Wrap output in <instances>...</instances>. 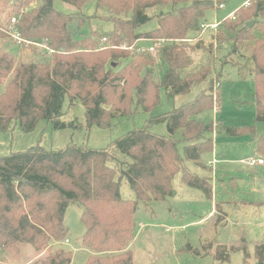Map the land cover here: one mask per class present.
Masks as SVG:
<instances>
[{"label": "trees", "instance_id": "16d2710c", "mask_svg": "<svg viewBox=\"0 0 264 264\" xmlns=\"http://www.w3.org/2000/svg\"><path fill=\"white\" fill-rule=\"evenodd\" d=\"M55 1L78 12H59ZM89 1L40 0L37 9L15 19L11 33L0 29V39L17 36L24 43L53 51H47L42 61L30 63H16L11 55L0 52V131H7L16 121L24 132H31L41 120L52 122L55 129H64L66 124L60 118L66 100L85 107L88 127L105 129L114 118L132 115L134 105L136 111L152 112L160 103L162 89L174 98L206 80L209 70L195 68L181 43L199 35L207 13L224 0H96L97 10L105 8L110 14L103 20L113 24L109 38L113 46L127 44L140 54L118 68L113 62L128 56L97 51L106 34L93 31L83 36L88 21L95 19L79 13ZM25 2L29 5L33 0ZM151 9H158L159 14L148 15ZM153 21L154 29L141 31ZM252 22L253 26L248 27ZM217 31V40L229 44L230 55L249 53V73L238 72L244 78L251 77L257 122L264 124V0H251L233 19L221 22ZM142 40L167 42L153 57L148 52L139 53L136 43ZM159 61L167 67L161 80L154 74ZM216 104L220 105L221 99L215 101L209 90L115 141L116 150L131 160L119 163V180L117 172L108 166L115 159L109 149L70 144L57 152L34 147L0 157V256L20 244L40 253L51 243L62 242L69 235L66 211L71 204H78L86 228L82 247L93 252L87 264H134L128 247L136 236L134 217L140 204L162 202L173 196V179L180 172L185 185L213 198L211 180L186 171L184 160L201 165L202 155L213 152V123L201 116L213 111ZM159 124L166 126V135L150 131ZM222 129L230 137L251 134L257 154L264 157V137L257 136L255 128ZM122 180L135 194V201L122 197ZM245 255L248 264L250 256ZM215 258L229 261L230 256L219 248ZM255 260L256 264H264V244L255 246ZM72 261L71 252L59 249L35 264Z\"/></svg>", "mask_w": 264, "mask_h": 264}, {"label": "rangeland", "instance_id": "374dc122", "mask_svg": "<svg viewBox=\"0 0 264 264\" xmlns=\"http://www.w3.org/2000/svg\"><path fill=\"white\" fill-rule=\"evenodd\" d=\"M249 1L224 0V9H219L220 4L215 5L214 10L207 13L203 24H224L233 19L229 18L231 14H235ZM40 4V0H33L29 5L25 0H0V29L11 33L15 19L33 12ZM54 7L64 14L78 12L60 1H55ZM157 10H149L148 15H158ZM79 13L85 17H95L82 30L83 36L88 37L93 31L107 35L99 42L97 51H113L128 56L125 60L113 62L115 68L140 56L127 44L113 46L109 39L113 24L103 20L110 14L105 8L97 10L96 0L87 2ZM155 27L153 21L141 31ZM216 35L219 36L218 31L207 30L204 34L191 36V42L185 40L181 43L195 68L209 70L206 80L195 84L189 92L169 98L166 90L162 89L160 103L152 112L136 111L134 105L132 115L114 118L110 127L105 129L88 127L85 107L81 103L71 105L66 100L60 118L66 128L55 129L52 122L41 120L33 131L26 133L19 122L13 121L7 131H0V157L22 153L34 147L57 152L70 144L87 149H109L115 159L110 160L108 166L117 172L116 179L119 180V163H130L131 160L116 150L115 141L133 130L143 128L150 119L189 104L210 90L215 101L221 99V104H216L213 111L204 113L201 118L213 123L214 150L202 155L201 165L184 160V166L186 171L211 180L213 198L209 199L200 190L185 185L183 174L178 173L172 183L173 196L162 202L139 205L134 217L136 236L128 249L134 264H245V252L250 256L248 264H256L255 246L264 244V167L252 166L250 161L264 160V157L258 156L251 134L230 137L222 127H253L257 136L264 137V124L257 122L255 89L251 77L247 75L244 78L238 72L249 73V53L230 55L229 44L218 41ZM139 42L136 43L137 47L147 49L151 46L150 41ZM47 51L53 53L45 46L24 43L17 36L0 39V52L11 55L16 63L42 61ZM152 55L156 57L157 54ZM110 64L111 61L107 64L108 68ZM166 71V65L159 61L155 77L161 80ZM2 91L0 89V94ZM150 131L157 135L167 134L164 124L154 125ZM180 137L178 134L177 138ZM179 151L184 158L183 145L179 146ZM120 190L125 200H136L125 180L121 181ZM81 215L82 208L78 204H71L65 214V225L69 229L66 239L51 243L40 253L29 245H16L1 254L0 264L40 263L59 249L72 253V264H87L93 252L82 247L86 228ZM219 248L230 256L229 261L215 258Z\"/></svg>", "mask_w": 264, "mask_h": 264}, {"label": "built area", "instance_id": "2783aa9c", "mask_svg": "<svg viewBox=\"0 0 264 264\" xmlns=\"http://www.w3.org/2000/svg\"><path fill=\"white\" fill-rule=\"evenodd\" d=\"M224 7H225L224 4H222V5L219 6V9H224ZM219 25H220V22H216V23H213V24H203L201 26V32H200V34L201 33L204 34L207 30H211L212 32H216ZM166 42L167 41H165V40H159L157 42H151V46L149 48H147V49L142 48V47H139V53L148 52L150 54H156L157 51H158V49L162 48L166 44ZM187 42L189 43V42H191V40H187ZM250 164L252 166L253 165L264 166V160L263 159H260V160H251L250 161Z\"/></svg>", "mask_w": 264, "mask_h": 264}, {"label": "crops", "instance_id": "0c3cea01", "mask_svg": "<svg viewBox=\"0 0 264 264\" xmlns=\"http://www.w3.org/2000/svg\"><path fill=\"white\" fill-rule=\"evenodd\" d=\"M250 2V1H249ZM249 2H247L246 4H248ZM234 16V14H231L230 16H229V18L230 17H233ZM140 43V42H139ZM139 46V45H138ZM259 156V155H258ZM210 163V162H209ZM260 167H264V166H260Z\"/></svg>", "mask_w": 264, "mask_h": 264}, {"label": "water", "instance_id": "95a60500", "mask_svg": "<svg viewBox=\"0 0 264 264\" xmlns=\"http://www.w3.org/2000/svg\"><path fill=\"white\" fill-rule=\"evenodd\" d=\"M253 24H254V22H252V23H249V24H248V27H252V26H253Z\"/></svg>", "mask_w": 264, "mask_h": 264}]
</instances>
